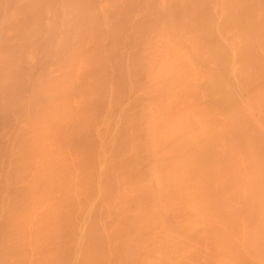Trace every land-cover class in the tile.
<instances>
[{"label": "bare ground", "instance_id": "obj_1", "mask_svg": "<svg viewBox=\"0 0 264 264\" xmlns=\"http://www.w3.org/2000/svg\"><path fill=\"white\" fill-rule=\"evenodd\" d=\"M0 264H264V0H0Z\"/></svg>", "mask_w": 264, "mask_h": 264}]
</instances>
